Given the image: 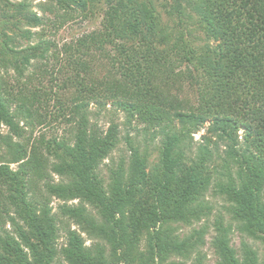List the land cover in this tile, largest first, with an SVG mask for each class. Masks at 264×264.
<instances>
[{
  "label": "trees",
  "instance_id": "trees-1",
  "mask_svg": "<svg viewBox=\"0 0 264 264\" xmlns=\"http://www.w3.org/2000/svg\"><path fill=\"white\" fill-rule=\"evenodd\" d=\"M46 1L45 12L52 3L88 8ZM103 1L100 28L57 49L30 0H0V264H204L209 230L216 264H264L248 243L230 245L235 224L264 246V0ZM105 54L107 67L96 57ZM32 67L51 68L61 84L34 88ZM87 96L98 111L111 101L125 115L130 153L108 169V183L99 168L122 139L119 125L91 123ZM54 97L68 136L31 140L25 128L42 123L43 100ZM132 124L160 138L150 167ZM211 189L230 222L218 213L210 227L178 234L177 225L211 216ZM52 198L62 202L57 214Z\"/></svg>",
  "mask_w": 264,
  "mask_h": 264
},
{
  "label": "rangeland",
  "instance_id": "rangeland-1",
  "mask_svg": "<svg viewBox=\"0 0 264 264\" xmlns=\"http://www.w3.org/2000/svg\"><path fill=\"white\" fill-rule=\"evenodd\" d=\"M87 1V10L84 12V14L80 13L77 8H74L73 5L67 6L64 5L63 8H58L54 3H52V10L49 11H43L44 8H49L48 6L43 8V4H47L46 0H30L31 2V9L38 13L39 16H41L44 19V32L43 36H45L47 39L51 40L56 46L57 49H60V47L63 44L66 43H73L77 40V38L81 37L83 34H87L89 32H92L94 30H98L101 26L103 11H104V5L103 0H97V1ZM37 5L42 6V8L39 9ZM161 11V9H160ZM162 12V11H161ZM163 14V13H162ZM163 21L167 22V24L170 26V29L168 28L167 34L170 33L173 23L168 22V19L163 14ZM42 27L32 29L33 31H39ZM174 29V28H173ZM198 33V32H197ZM198 36L199 40L196 41V44L203 45L205 43L204 39L205 37L202 34H195ZM176 36V35H175ZM185 39L188 40L189 38L185 36ZM206 40V39H205ZM173 41V40H171ZM212 44L214 42L210 41ZM107 52H111V56H113L114 52L111 50H108ZM108 54L105 55H97V60L99 63L103 64L104 67L108 66L109 58H106ZM39 68V67H38ZM49 72L42 73V68L35 69V67H32L30 69L29 74L30 75V83L34 88H49L50 86H55L56 84H61V76L59 74H56V71L53 72L51 68H48ZM13 73H9L8 76H6V80L14 83L15 80L12 78ZM55 80V81H54ZM56 83V84H54ZM56 88V87H55ZM176 90L173 89L172 93H175ZM69 95V94H68ZM182 98L187 97L189 100L194 99V95L192 92L188 91L187 89L184 90L183 94L180 95ZM61 99L62 97L59 96ZM88 100V96L85 98ZM44 106H46V115L45 118L41 117L40 120H42L41 124H36L32 127H26L25 130L27 131V135L30 137V139H37L40 136H44L46 139L51 138H61V137H67L70 131L69 123L64 122L63 119H57L58 112H57V103L55 100V97L53 100L45 99L43 100ZM89 102V112L90 114V122L96 123L99 127L102 129H106L109 125L110 120H113L115 123L119 125V132L120 137L122 138L118 147L112 152L111 156L105 161H103L102 165L99 168L100 177L103 179L105 183H108V169L110 167H114L119 162V159H123L125 162L128 161L129 157V145L123 141V137L125 135V127L123 126V123L125 122V115L123 112L118 111L116 112L113 107L110 106L111 101L108 102V105L106 106L105 110L98 111V106L94 105V102L91 100H88ZM98 112V113H97ZM22 126L23 123H20ZM134 126V127H133ZM137 129V130H135ZM2 132H5L6 129L4 127L1 128ZM205 132V129L201 130L198 133H195L193 135V142L197 143L199 142V139L201 135H203ZM128 134L131 138H134L136 141L135 145H139L141 151H144V148L146 149V153L149 157L148 159V167L154 165L156 161L158 160V150L160 147V138L155 135L153 136L152 132H145L143 131V125H135L132 124V128H129ZM240 135H242V132H239ZM11 167H15V165H11ZM148 172V169L146 170ZM53 179L55 181L59 180L58 176L52 175ZM207 200L213 205V210L211 216L204 222L202 221L199 224H194L193 226H186L179 224L176 227L178 228V234L185 235L189 233L192 228H197L201 226L202 224L206 223L209 225L212 224L214 216L218 213H222L225 217V220L227 222H230L229 215L226 214L225 208L227 207L225 201L222 197L218 196L213 192V190H209V192L206 194ZM78 201H72L69 202L70 205L77 204ZM62 204L61 201L52 198L50 201V207L52 209V213H58V208ZM70 227L72 230L76 229V225L74 223L67 221L63 219V228L64 227ZM213 236V231L209 230V232L204 237L205 239V245L203 246L201 252L204 254V264H216L217 258L214 254V251L210 245V240ZM82 237L84 238L85 245L90 246L93 241H91L85 234H82ZM246 242L250 246H252L258 253V257L260 261H264V246L259 240H254L253 238L247 237L246 235H243L239 233L236 228L235 224H232L231 234H230V245L236 249L237 251L240 250V244L241 242ZM65 243V232L61 231L59 239L57 240V247L60 248ZM185 264H191V261H186Z\"/></svg>",
  "mask_w": 264,
  "mask_h": 264
}]
</instances>
